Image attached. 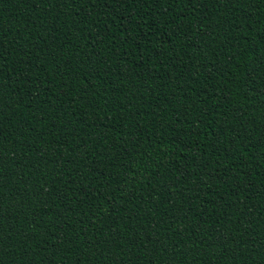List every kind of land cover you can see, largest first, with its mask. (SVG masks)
<instances>
[{
	"label": "trees",
	"instance_id": "1",
	"mask_svg": "<svg viewBox=\"0 0 264 264\" xmlns=\"http://www.w3.org/2000/svg\"><path fill=\"white\" fill-rule=\"evenodd\" d=\"M0 264H264V0H0Z\"/></svg>",
	"mask_w": 264,
	"mask_h": 264
}]
</instances>
